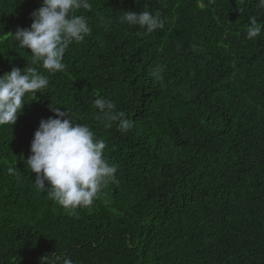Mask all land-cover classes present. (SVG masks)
Returning <instances> with one entry per match:
<instances>
[{
  "label": "trees",
  "instance_id": "1",
  "mask_svg": "<svg viewBox=\"0 0 264 264\" xmlns=\"http://www.w3.org/2000/svg\"><path fill=\"white\" fill-rule=\"evenodd\" d=\"M90 2L74 14L91 33L69 45L65 71L40 68L47 89L26 96L14 125L0 126V264H40L45 255L73 264H264V31L246 38L264 8L258 0ZM41 5L0 0V75L31 61L11 37ZM125 10L159 12L164 28L121 23ZM156 65L165 66L162 79L151 74ZM95 96L111 99L132 129L105 128ZM52 107L88 124L118 167V182L75 214L38 190L24 163Z\"/></svg>",
  "mask_w": 264,
  "mask_h": 264
},
{
  "label": "clouds",
  "instance_id": "2",
  "mask_svg": "<svg viewBox=\"0 0 264 264\" xmlns=\"http://www.w3.org/2000/svg\"><path fill=\"white\" fill-rule=\"evenodd\" d=\"M258 7L264 8V0H258ZM79 9L91 10L90 0H42V5L30 14L29 28L17 27L12 40L21 49H30L31 61L23 69L12 67L0 75V126L14 125L26 102V96L44 93L49 78L39 69L50 73L65 71V52L73 42L80 43L90 35L91 28L83 15H75ZM121 23L138 25L151 33L163 29L165 21L160 13L124 11ZM264 31V22L250 17L246 38L254 40ZM196 50L198 45H193ZM164 65L152 69L155 79H162ZM93 106L102 114L105 128L113 123L122 132H128L134 121L123 112L117 111L116 104L104 96H95ZM65 108V107H64ZM50 110L54 117L41 119L30 144V155L26 162L31 173H35L36 188L47 194L49 200L58 203L69 214L78 208H90L101 191L109 184L118 182V167L104 157L107 145L97 138L94 130L84 123H76L71 111L58 107ZM22 157V156H21ZM23 159V157H22ZM7 172L14 175L16 170L9 167ZM73 264L70 258L46 255L40 264Z\"/></svg>",
  "mask_w": 264,
  "mask_h": 264
}]
</instances>
